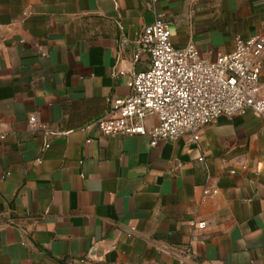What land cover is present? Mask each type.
Returning <instances> with one entry per match:
<instances>
[{
    "label": "crops",
    "instance_id": "0c3cea01",
    "mask_svg": "<svg viewBox=\"0 0 264 264\" xmlns=\"http://www.w3.org/2000/svg\"><path fill=\"white\" fill-rule=\"evenodd\" d=\"M158 14L208 60L264 37V0H0V264H264L262 119L154 147L90 126Z\"/></svg>",
    "mask_w": 264,
    "mask_h": 264
},
{
    "label": "built area",
    "instance_id": "2783aa9c",
    "mask_svg": "<svg viewBox=\"0 0 264 264\" xmlns=\"http://www.w3.org/2000/svg\"><path fill=\"white\" fill-rule=\"evenodd\" d=\"M148 2L153 6L156 0ZM136 44L133 63L145 55L147 65L128 78V95L109 99L106 114L91 123L101 135L146 136L153 147L180 138L196 144L202 129L221 116L251 112L264 121L263 36L237 38L232 52L208 60L194 43L174 47L168 23L158 14ZM128 45L117 41L118 49ZM28 123L34 128L35 117ZM191 225L204 228V223Z\"/></svg>",
    "mask_w": 264,
    "mask_h": 264
}]
</instances>
